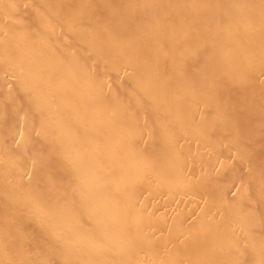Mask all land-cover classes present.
Segmentation results:
<instances>
[{"label": "bare ground", "instance_id": "bare-ground-1", "mask_svg": "<svg viewBox=\"0 0 264 264\" xmlns=\"http://www.w3.org/2000/svg\"><path fill=\"white\" fill-rule=\"evenodd\" d=\"M0 264H264V0H0Z\"/></svg>", "mask_w": 264, "mask_h": 264}]
</instances>
